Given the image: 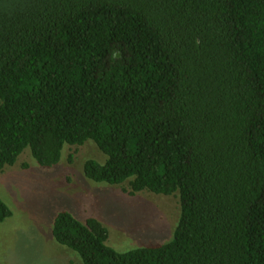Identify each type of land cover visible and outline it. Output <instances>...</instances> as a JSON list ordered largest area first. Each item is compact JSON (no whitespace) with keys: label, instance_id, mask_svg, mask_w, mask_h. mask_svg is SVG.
Masks as SVG:
<instances>
[{"label":"trees","instance_id":"1","mask_svg":"<svg viewBox=\"0 0 264 264\" xmlns=\"http://www.w3.org/2000/svg\"><path fill=\"white\" fill-rule=\"evenodd\" d=\"M88 140L108 158L87 177L181 212L168 243L118 251L60 211L84 264H264V0H0V169Z\"/></svg>","mask_w":264,"mask_h":264},{"label":"rangeland","instance_id":"2","mask_svg":"<svg viewBox=\"0 0 264 264\" xmlns=\"http://www.w3.org/2000/svg\"><path fill=\"white\" fill-rule=\"evenodd\" d=\"M90 158L104 163L108 156L88 140L82 146L67 145L60 162L47 167L28 147L16 164L0 169V195L13 210L0 222V264H84L53 236L62 210L81 220L98 218L109 229L107 244L118 251L173 239L181 212L179 195L144 190L131 196L129 183L94 181L84 170Z\"/></svg>","mask_w":264,"mask_h":264}]
</instances>
